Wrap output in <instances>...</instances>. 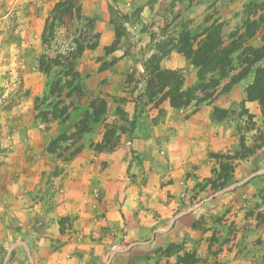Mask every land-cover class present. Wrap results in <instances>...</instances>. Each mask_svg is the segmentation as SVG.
Listing matches in <instances>:
<instances>
[{
  "label": "rangeland",
  "instance_id": "rangeland-1",
  "mask_svg": "<svg viewBox=\"0 0 264 264\" xmlns=\"http://www.w3.org/2000/svg\"><path fill=\"white\" fill-rule=\"evenodd\" d=\"M24 4L22 0H0V44L18 36L20 26L30 15L23 8ZM147 4L150 13L145 19L149 21L148 19L154 16L155 22H152V26L156 28L146 30L148 36L146 43L141 39L140 33L143 28H140L142 18L138 7L131 11H126L123 5L121 8L118 5H115V8L110 7V23L114 26L115 40L101 50V56L105 57L100 58L94 54L98 44V34L93 28L98 19L97 15L90 17L83 14L75 9L76 4L73 5L74 11L70 13L65 12L63 10L65 8L55 9L54 6L43 22L39 38L43 49L38 55L43 52L51 58L64 55L65 59L71 61L75 56L76 47L78 45L85 47L81 56L75 60V70L81 75L86 94L79 103L75 102V97L65 99L66 92L62 97L65 104L74 102L78 109H68L70 119L65 123L57 122L59 131L48 142L49 145L52 140L64 133L63 142L56 143L58 151L51 153L47 150L52 155L51 163L55 166L47 175L45 188L33 192L22 190L16 195L7 189L0 190V264H182V260L187 257L191 258L189 264H221L219 256L222 254H224V264H229L230 258L226 257H231L232 252L233 257L240 258L241 261L252 257L257 263L264 264L262 249L264 231L259 230L260 223H264V175L258 176L257 185L251 191L246 188V183L240 182L242 175L236 178L233 175L237 159L246 157L264 145V108L260 106L257 115L248 117L247 110L242 104L233 111L221 109L213 111L215 119L228 116L232 122L234 121L229 127L234 130L236 138L229 148L221 152H210L213 153L210 154L213 158L211 174L196 185L200 190L203 187L208 188L204 197H210L216 191L224 193L225 208L221 216L215 214L216 206L210 205L208 209L201 210L192 221L191 227L200 231V237H185L179 243L164 242L163 245L156 243L155 239L159 233H166L173 228L175 217L174 214L171 217L169 214L168 218L156 223L159 217L156 214L157 210L149 209L147 203L142 202L141 198H147L149 194H144L148 191L140 188L147 185L152 178L149 174H134L129 170L133 161L139 163L140 157L137 153H129L130 165L123 172V179L119 181L129 185L135 184L138 187L135 194L137 200L133 201L141 204V209L138 211H144L141 212V217L149 220V224L147 226L140 223L131 224L122 214L116 215L117 219L110 216L111 220L106 216L107 205L115 204L117 212L121 210L127 196L125 194L127 185L122 198L113 196L114 190L110 191V195L98 186L102 182V171L109 165V155L124 158L123 155L126 153L111 152L122 144L121 138L131 139L130 133L135 129L137 118L145 108L142 101L146 99V102L158 105L163 100H168L162 97L163 93L150 97L148 90L151 83L154 88L159 83L156 81L155 69L159 67V60L163 56L174 52L184 57L178 52V45L186 31L191 37L214 21H219L217 26L225 39L232 30L242 27V18L247 17L246 14H251L257 21L258 30L255 35L243 44V47L249 45L258 49L257 56L250 53L245 58L243 47L235 52L234 71L230 72L227 78L220 80L214 98L237 76L245 74L244 77L250 78L252 84L254 72L264 65V0H148ZM147 27L151 28L149 25ZM241 33H244L243 28L238 30L235 40ZM42 36L45 40L44 46ZM122 53L130 57L141 55L148 57L144 61L132 58L128 68L121 66L108 72L103 82L113 83L111 94L107 95L104 91L96 94L90 92L85 86L84 73L113 66L116 63V56ZM111 54L115 56H108ZM246 59L258 60L255 64L249 65L244 63ZM140 65L144 66L143 75L137 72ZM130 69L133 72H130ZM192 69L196 75L193 65ZM59 70L60 68H55L51 77L54 71ZM181 73L182 89H186L188 88L184 84L186 76L184 72ZM0 96V107L4 109L8 105L5 104L8 96L2 94ZM98 97L106 101V113L104 117H100L98 123L89 124L90 135L83 138V145L92 153L98 170L95 177L97 185L88 192L89 196L82 199V203L87 204L88 201L91 203V212H87L89 223H85L84 218L77 221L79 216L74 215L70 210H63L67 201L65 198L67 191L63 189L61 180L56 181V179L63 170L60 164L64 165L71 161L82 147V144L79 145L81 136L74 133L72 125L84 115L92 100ZM200 97L202 96L199 95ZM127 102L135 104L133 111L126 107ZM190 105L195 106V102ZM37 122L43 129H47L40 120ZM252 130L255 131L251 132ZM4 136L6 140H11L10 134ZM12 148L13 143L7 144L6 153L0 151V159L8 156V151H12ZM157 175L159 177L158 180L155 178L157 183L173 185L172 178H167L164 174ZM236 182H238L237 186L231 189L232 183ZM192 192L186 200L190 205L198 198V194ZM168 197L172 195L166 190V198ZM183 197L186 198L187 195L181 194L182 204H184ZM143 200L147 202L146 199ZM165 202L168 204L167 210L174 211V208L169 206L170 203ZM31 208L35 210L31 211ZM190 208L192 207L186 205L184 211ZM149 211L151 214L148 213ZM140 230L142 236L128 238L129 234H137ZM187 242L190 246H186ZM256 247L259 249H256L255 253Z\"/></svg>",
  "mask_w": 264,
  "mask_h": 264
},
{
  "label": "crops",
  "instance_id": "crops-1",
  "mask_svg": "<svg viewBox=\"0 0 264 264\" xmlns=\"http://www.w3.org/2000/svg\"><path fill=\"white\" fill-rule=\"evenodd\" d=\"M59 1L63 0H22L25 3L23 8L30 15L20 26V31H17L18 36L0 44V94L8 96V101L4 99L5 104L8 105L4 109L0 107V151L6 153L7 144L13 143L12 151H8L9 155L0 159V190H10L13 195L22 190L33 192L44 189L47 175L50 169L55 166L51 163L53 157L46 148L49 140L54 138L59 131L57 124L59 121H54L47 129H43L35 119L34 105L35 99L43 94L47 80L37 64L38 54L43 49L39 38L42 33L43 22ZM72 1L73 5L76 4L75 9L83 12V14L90 17L97 15L98 19L93 28L98 34V44L94 54H97L99 58L104 56H101V50L111 45L115 40L114 26L110 23V7L115 8V5H118L121 8L123 5L126 11L138 7L142 18L140 28H143L140 34L144 43L148 40L146 30L156 28L152 26V22H155L154 16L149 18V21L145 19L150 13L148 0ZM72 11H74V6ZM148 25L152 27L148 28ZM147 57L146 55L130 57L122 53L116 56V63L113 66L84 73L85 86L93 94L104 91L105 94L109 95L113 91L111 86L113 83L111 81L103 82L106 74L116 68H121V66L128 68L132 58L144 61ZM94 61L96 62L97 58ZM158 65L161 70L184 72L186 87H190L196 82L192 65L180 54L170 52L159 60ZM129 71L133 72L132 69ZM137 72L143 75L144 66L140 65ZM250 84V78L243 77L229 91L218 94L211 102L203 103L198 107L189 105L183 108H174L169 100H163L158 105H154L153 102H146V99L143 100L142 105L145 108L137 118L138 122L135 129L130 133L131 139L121 138L122 144L111 152L126 153L123 155L124 158L109 155V165L104 167L102 171V182L98 186L110 195V191L114 190L113 196L122 198L127 185V193H125L127 196L121 210L117 212L115 204L107 205L106 216L111 220V217L117 219L118 217L115 216L122 214L131 224L140 223V225L145 224L146 226L149 224V220L141 217V212L144 211H138L141 209V204L133 201L137 198L135 194H137L138 187L135 184L129 185L119 181V179H123V172L130 165L129 153H137L140 157L139 163L133 161L129 170L134 174H149L152 178L147 182V185L140 188L148 191L144 194H149L147 198L143 197L147 202L141 198L142 202L147 203L149 209L154 210L155 208L157 210L156 214L159 217L156 223L168 218L169 214L170 217L172 214L175 217L173 228L166 233H159L155 239L156 243L159 245H163L164 242L179 243L185 237H200V231L191 227L192 221L195 220L201 210L208 209L210 205L216 206L215 214L221 216L225 208L223 206L224 193L223 191H216L210 197H204L207 195L208 188L203 187L200 190L196 185L211 174L213 158L210 157V154L213 153L210 152H221L229 148L230 144H234L236 138L234 130L229 127L231 126V119L228 116L215 119L213 118V111L215 108L233 111L242 104L243 108L247 110V117L257 115L260 111L258 101L249 100L246 96L245 89ZM134 105L133 102H127L126 107L133 111ZM253 120L255 119L253 118ZM5 134H10L11 140H6ZM86 135H90V132L80 134L79 145L82 144V147L71 161L64 165L60 164L63 170L56 181L61 180L63 189L67 191L65 194L67 201L65 206L63 205L65 208L63 210H70L74 215L79 216L77 221L84 218V222L89 223L88 214L91 212V203L89 201L87 204L82 203V199L89 196L90 193L88 192L97 185L95 177L98 170L95 167L92 153L86 148L87 146L83 145V138ZM117 158L118 160H116ZM236 162L237 164L233 168L234 178L242 175L243 178L240 182L246 183V188L251 191L257 185L258 176L264 175V145L246 157L237 159ZM157 174H164L167 178H172L173 185L157 183L159 178ZM238 182L232 183L231 189L235 188ZM181 184L183 185L182 189ZM258 187L260 188L261 185ZM166 190L170 191L172 197L166 198ZM191 192L192 194L197 193L198 198L194 204L190 205L186 200ZM181 194L187 195L186 198H182L184 204L180 200ZM165 201L170 203L169 206H172L174 211L169 212L167 210L168 204ZM186 205L192 208L184 211ZM33 210L35 208H31V211ZM88 211L89 213H87ZM148 213L151 214V211ZM153 213L155 214V211ZM156 214L155 216H157ZM260 225L259 230L264 231V223H260ZM129 236H142V230L137 234H129L128 238ZM186 246H190L189 242ZM256 249L259 247L253 249L255 253ZM262 249L264 250V248ZM232 253L231 257H226L230 258L229 264L235 262L262 263H257L256 259L252 257L244 258L241 261L240 258H234ZM219 257L221 264H224V254Z\"/></svg>",
  "mask_w": 264,
  "mask_h": 264
},
{
  "label": "trees",
  "instance_id": "trees-1",
  "mask_svg": "<svg viewBox=\"0 0 264 264\" xmlns=\"http://www.w3.org/2000/svg\"><path fill=\"white\" fill-rule=\"evenodd\" d=\"M63 9L70 13L73 8L72 0H63L55 4V9ZM242 18V27L232 30L224 39L220 28L217 26L219 21H214L211 25L205 27L200 33L191 36L188 31L181 37L178 45V52L183 54L185 59L190 61L196 69V84L186 89H182L183 75L179 71L161 70L157 66L155 69L156 84L155 88L150 84L148 93L150 97L163 93L164 98L170 101L174 108H181L195 102V106L211 102L215 96V90L220 80L227 78L230 72L234 71L233 54L243 47L246 40L251 39L258 30V24L255 17L246 14ZM262 22V19L260 20ZM243 28L244 33L235 40L239 29ZM52 30V29H51ZM43 46L45 45L44 36L41 37ZM81 46H77L75 56L71 61L65 59L64 55H57L53 58L43 52L37 58L39 70L46 76L45 89L40 97L35 99V119L44 123L47 128L54 122L65 123L70 119L68 109L77 110L74 102L65 104L62 98L65 93V99L75 97V102L79 103L85 96L84 85L81 82L80 73L75 70V60L83 52ZM243 56L254 53L257 56L258 49L245 45L243 47ZM251 56V55H250ZM258 60V59H257ZM257 60L246 59L244 63L253 65ZM60 68L59 71H54ZM248 71V70H246ZM253 83L245 90L247 99L256 100L261 108H264V65L256 69ZM245 75V74H244ZM240 75L224 86L218 94L226 92L232 85L236 84L244 77ZM166 88V91L164 89ZM156 89V90H155ZM211 91V93H209ZM209 93V94H208ZM199 95L202 97L199 98ZM75 106V107H74ZM214 110H217L216 108ZM106 112V101L103 98H95L89 104L84 115L81 116L72 125L74 133L80 135L90 129L89 124L96 123ZM64 133L52 140L47 150L51 153L58 151L57 144L62 141ZM190 257L184 258L182 264H189Z\"/></svg>",
  "mask_w": 264,
  "mask_h": 264
}]
</instances>
